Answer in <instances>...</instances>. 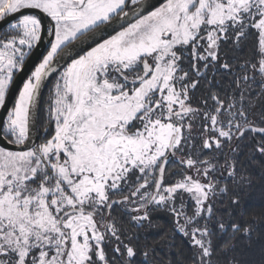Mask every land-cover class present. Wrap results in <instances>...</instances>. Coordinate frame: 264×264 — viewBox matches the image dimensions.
<instances>
[{
    "label": "snow or ice",
    "instance_id": "1",
    "mask_svg": "<svg viewBox=\"0 0 264 264\" xmlns=\"http://www.w3.org/2000/svg\"><path fill=\"white\" fill-rule=\"evenodd\" d=\"M0 110V264H264V0H0Z\"/></svg>",
    "mask_w": 264,
    "mask_h": 264
},
{
    "label": "trees",
    "instance_id": "2",
    "mask_svg": "<svg viewBox=\"0 0 264 264\" xmlns=\"http://www.w3.org/2000/svg\"><path fill=\"white\" fill-rule=\"evenodd\" d=\"M41 113L40 120H43ZM37 128L39 129V123L37 124ZM262 170H264V158L257 157L256 163L249 167V171L254 176V185L251 189H247L242 193V204L247 211L246 220L256 219L257 221L264 222V180H261L259 177V173ZM140 231L142 235L144 233L148 234L151 238V243L158 244L170 231L169 217L163 212L154 213L151 228L146 225ZM179 242V238H177V243L179 244Z\"/></svg>",
    "mask_w": 264,
    "mask_h": 264
},
{
    "label": "water",
    "instance_id": "3",
    "mask_svg": "<svg viewBox=\"0 0 264 264\" xmlns=\"http://www.w3.org/2000/svg\"><path fill=\"white\" fill-rule=\"evenodd\" d=\"M44 23L46 24L47 21L45 20ZM45 53V46H41L37 49V51L34 53L33 57L31 58L30 62L24 69V71L17 77L15 85L13 89L11 90V93L7 100V106L10 107L14 101L15 96L18 93V89L21 87L23 80L26 78V76L30 73V71L34 68L35 64L39 62V60L42 58V55ZM4 115V111L0 110V116ZM35 135V133H33Z\"/></svg>",
    "mask_w": 264,
    "mask_h": 264
},
{
    "label": "rangeland",
    "instance_id": "4",
    "mask_svg": "<svg viewBox=\"0 0 264 264\" xmlns=\"http://www.w3.org/2000/svg\"><path fill=\"white\" fill-rule=\"evenodd\" d=\"M47 93H45V95H46ZM14 102V101H13ZM42 114V119H44V116H45V113H41Z\"/></svg>",
    "mask_w": 264,
    "mask_h": 264
}]
</instances>
